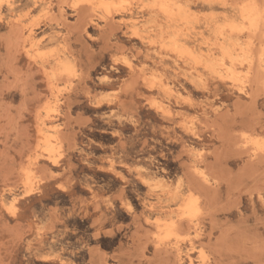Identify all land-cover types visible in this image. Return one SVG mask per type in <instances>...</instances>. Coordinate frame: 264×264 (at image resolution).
Masks as SVG:
<instances>
[{
	"label": "rangeland",
	"instance_id": "obj_1",
	"mask_svg": "<svg viewBox=\"0 0 264 264\" xmlns=\"http://www.w3.org/2000/svg\"><path fill=\"white\" fill-rule=\"evenodd\" d=\"M163 2L0 0V264H264V0Z\"/></svg>",
	"mask_w": 264,
	"mask_h": 264
},
{
	"label": "bare ground",
	"instance_id": "obj_2",
	"mask_svg": "<svg viewBox=\"0 0 264 264\" xmlns=\"http://www.w3.org/2000/svg\"><path fill=\"white\" fill-rule=\"evenodd\" d=\"M9 1V0H8ZM130 1V0H129ZM159 0H157V4H159V2H161V4H164V3H166L167 4V2H163L162 3V1H164V0H161V1H159ZM95 3V2H94ZM157 4H156V7H157ZM166 4H164L165 5V7H166ZM112 5V4H111ZM115 5V4H114ZM164 5L162 6V7H164ZM168 5V4H167ZM169 7H171V5H168ZM92 7H94L93 5H92ZM164 7V8H165ZM168 7V8H169ZM173 9V8H172ZM165 10H167V7L165 8ZM164 11V10H163ZM165 12V16H168V21L169 22H173V21H175L177 18H179L180 17V14H179V12H177V10H172V11H170V10H168V11H164ZM163 12V13H164ZM108 13V12H107ZM109 16V15H108ZM113 17V16H112ZM17 20V19H16ZM114 20V19H113ZM167 21V20H166ZM234 25V24H233ZM232 26V25H231ZM221 35V34H220ZM147 36H149V35H147ZM29 40H32V38H33V33L31 32L30 34H29ZM202 38V37H201ZM142 41V40H141ZM67 51V50H66ZM224 52H230V50H224ZM49 136H50V134H49ZM52 136V135H51ZM50 153V152H49ZM50 157H53V155L52 154H50L49 155Z\"/></svg>",
	"mask_w": 264,
	"mask_h": 264
}]
</instances>
